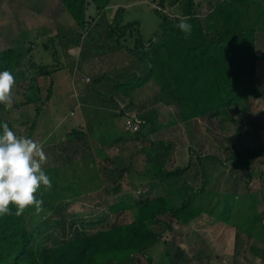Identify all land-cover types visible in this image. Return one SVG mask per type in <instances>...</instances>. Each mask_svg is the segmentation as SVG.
Instances as JSON below:
<instances>
[{
	"label": "rangeland",
	"instance_id": "rangeland-1",
	"mask_svg": "<svg viewBox=\"0 0 264 264\" xmlns=\"http://www.w3.org/2000/svg\"><path fill=\"white\" fill-rule=\"evenodd\" d=\"M193 1L202 4L207 0ZM186 3L187 0H171L167 3L163 14L169 19L183 17ZM93 5L91 4L89 8L91 20L82 32L65 10L62 0H0V50L17 44H20L21 46L18 47L24 51L32 48V53L25 60L23 69L18 72L17 79L34 78L33 80L44 87V79L39 76V70L29 71V69L32 63H41L47 67L52 65L50 70L53 78V96L51 95L50 102L44 105V111L42 110L38 120L39 124L36 123L33 131L30 132V128L35 120L34 108L38 104L29 105L28 108L22 106L23 108L10 109L18 114L12 118L15 120L13 124L18 136L36 141L45 150L47 156V161L43 165L45 174L51 180L56 171L54 166H57L60 172L58 174L60 182L57 183L59 186L56 187L54 183H51L52 187L45 190L41 185L35 194L36 197L42 199L43 203L77 200L75 207L69 210L70 214L76 213V217L79 214L81 217L88 218L94 214L100 216L104 210H107L105 207H96L97 198L103 192L100 193L95 188L97 190L94 193L91 191L93 187L100 185L101 190L110 188L107 190L113 192L121 186L122 191L116 196L112 194L109 201L110 204L126 202L128 209L119 214H112V219L98 226L97 229L108 227L110 223L132 222L141 203L159 195L167 194L176 205H179L184 199L182 185L192 184L197 189V187L200 188V181L193 184L189 175L182 181H170L166 186H156L160 184V181L154 177L155 168L160 161L155 160V154H166V152L170 154L172 157L164 165L166 170H172L178 164L180 146L184 142L186 147L191 149L189 154L193 156L195 164H198L197 160L200 156L203 159V165L207 163V167L211 169L207 178L208 193L197 198V205L206 208L207 211L183 227L178 226L176 222H171V231L166 232L163 225L153 226V229L164 236L162 241L147 252V256L152 258V264H170L166 252H170L173 257L179 249L186 255L182 261H177V264H264V234L259 230L261 226L264 227V153L257 160L261 162L253 168L251 175L245 170L232 172L229 167V158L233 151L239 152L247 146L264 149V97L253 99L251 103L246 104L247 108L242 107L236 113L229 109L233 120L214 117L211 120L198 119L182 123L177 121L172 109L160 106L156 108L159 113L158 121L144 129L142 133L147 140H141L142 134L137 136L138 133L128 129L131 119L128 114H137V109L134 107L133 111H128L125 115H121V112L130 100L137 105L142 101L148 102L158 94L159 80L154 78L144 87H137L133 83L137 81L132 76L134 73L139 76L143 74L136 63L127 60H137L135 55L127 54L126 60L123 59L124 64L116 69L117 73H113L109 68L111 66L102 60L101 63L99 62V57L104 56L103 53H105V60L112 64L111 61L119 59L122 54H113L117 51L115 47L110 49L101 46L102 54L96 56L95 48L100 47L101 44L93 42V38L98 37L94 31L97 28L101 32L104 43L105 33L101 26H110L117 10L124 8L125 24L138 22L144 41L153 40L158 35L161 24V19L155 10L156 4L152 0H112L101 17H98L96 6ZM207 12L208 9L205 7L202 14L205 15ZM56 16H59L60 22L53 23L52 20ZM98 22H100L99 25ZM257 29V34L261 33L258 36H264V22L257 23ZM64 31L75 33L67 35L68 37H60ZM80 34L83 36L81 41ZM136 36L137 33H134L133 37L128 36L123 39V45L134 49ZM65 39L70 40L71 45ZM56 42L64 44L65 47L60 44L57 46ZM43 44L48 46L47 50L44 49ZM89 47L92 48L90 49L92 54L88 51ZM261 49L264 50V47ZM75 60H77L76 63ZM258 65V88L263 93L264 63L259 62ZM123 72L127 77L118 76V73ZM104 76L107 77L104 78ZM101 79L103 81L98 84L94 82ZM112 80L123 83L128 80L131 96L127 98L123 94L114 93L116 83ZM45 84L49 87L50 81ZM12 95L13 104L22 100V96ZM45 95L46 90L40 93L42 98ZM91 96L94 98L92 99ZM101 97H108L106 98L108 102L101 101ZM84 98H87L86 102ZM246 109L247 112H245ZM109 111L114 112V117L108 116ZM8 114L9 111L0 112V119H4ZM46 131L49 132L45 133ZM67 138L70 140L66 145L61 140H67ZM162 139L166 142L173 141L176 147L171 152L166 147H160L158 143ZM151 142L154 144L151 145ZM66 146L69 148L66 149ZM212 156L223 165L220 162L208 160ZM210 162L216 167L212 168L213 165H210ZM127 165L132 167L124 172ZM103 168L107 173L102 172ZM106 174H108L107 177H105ZM117 174H120V180ZM103 179L108 181L105 182ZM81 183L84 184L82 189L79 187ZM70 185H75L77 192L89 191L92 195L80 197L75 195L74 191L63 190ZM233 194L237 196L234 197ZM91 198L96 201H92ZM85 200L89 201L85 202ZM224 204L232 205L234 212L228 221L221 218L218 221ZM256 214L260 215L261 223L256 227L255 234L261 236L260 239H263L261 242L250 239L243 230L251 223H259V219H255ZM162 219L168 220L167 216H162ZM237 236L239 241L237 240L236 243ZM254 243L256 244L253 249L251 247ZM204 248L202 258L195 259L193 255ZM237 249L240 250L239 255H236ZM106 264L118 263L106 262ZM126 264H148V262L144 256L137 254L131 262Z\"/></svg>",
	"mask_w": 264,
	"mask_h": 264
},
{
	"label": "trees",
	"instance_id": "trees-1",
	"mask_svg": "<svg viewBox=\"0 0 264 264\" xmlns=\"http://www.w3.org/2000/svg\"><path fill=\"white\" fill-rule=\"evenodd\" d=\"M62 1L65 10L74 19L79 30L82 29V32L90 21L87 16L89 2L96 6L98 17L103 15L112 2V0ZM152 1L156 4L155 10L161 19L159 33L153 40L144 41L138 22L124 23V8L117 10L110 26H101L105 33L104 43L101 39V32L97 28L94 31L98 37L93 38V42L101 44L100 47L106 46L110 49L115 47L118 52L115 51L113 54H122L121 57L124 59L127 54L137 57V60L134 61L127 59L131 63H136L137 67L143 71L141 76L136 73L132 75L137 79L133 82L137 87H144L154 78L159 80L160 91L158 94L148 102L142 101L137 105L130 100L121 112V115H125L128 111H133L134 107L137 109L136 115L145 121L141 130L136 132L137 136L142 134L141 140H147L142 133L144 129L149 124L154 125L158 121L159 113L156 108L160 106L172 109L177 121L182 123L198 119L211 120L214 117L233 120L229 109L236 113L242 107L247 108L246 104L251 103L253 99L264 97V92L261 93L258 88L257 61L260 57L255 52L256 33L251 26L244 28L240 18L233 15L232 12H228L225 5L215 6L213 11H210L211 5L209 4L210 8L208 7L207 14L203 15L200 5L197 6L193 0H187L183 17L169 19L167 15L163 14V11L171 0ZM185 17L187 18L186 22L192 26L191 33L187 36L176 26L180 19ZM134 33H137L135 48L123 45L122 40L128 36L133 37ZM79 37L81 41L83 36L80 34ZM16 46L0 50V72L5 70L11 72L15 80L12 94L22 96V100L13 104L12 108L39 105L36 108L37 118L30 128V132H32L44 105L47 103L45 101H48L53 94L52 82L48 85L49 87L45 84V82L53 81L52 71L45 65L31 64L29 71L39 70V76L44 79V87L33 80L34 78L17 79L18 72L23 69L25 60L32 53V48L24 51L18 47L21 46L20 44ZM45 46L48 47L46 44ZM100 47L95 48L97 54H100L103 49ZM103 54L105 55V53ZM118 76L125 78L126 74L123 72ZM106 77L104 76V78ZM103 79L94 82L98 84ZM113 82L116 83H113L116 86L114 93L123 94L127 98L129 95L131 96L128 80L124 83ZM45 86L48 89H45ZM44 90H46V99L42 100L40 93ZM9 110L4 104H0V112ZM247 111L246 109L245 112ZM4 122H7L17 134L14 125L4 119H0V133H2ZM64 143L69 144V142ZM150 144L152 145L154 142ZM158 145L168 148L169 152L176 147L173 141L166 142L163 139ZM180 148L178 164L172 170H166L164 165L172 157L170 154L167 152L166 154H155V160L160 162L155 168L154 176L160 181V184L156 186H166L170 181H182L189 175L193 184L200 181V188L197 187V189L192 184L184 183L182 185L184 199L179 205L174 203L171 196L159 195L141 203L132 222L110 223L107 225L108 227L97 229L98 226L111 220L112 214H119L128 209L126 202L110 204L109 201L112 194L117 195L121 192V186H118L113 192L107 190L110 188L101 190L100 185H94L96 187L92 188L91 191L94 193L97 189L100 193L103 192L96 202V207L107 209L100 215L101 217L96 216L97 214L88 218L81 217L79 214L76 217V213L70 214L69 210L71 207L74 208L77 203V200L74 199L59 203H43V211L39 214L36 213L34 206H29L20 216L15 215L16 206L10 204L9 208L12 214L0 215V264H106V262L126 264L131 262L137 254L144 256L148 264H152V258L147 256V251L162 241L164 236L153 229V226L163 225L166 232L171 231V222H176L178 226L183 227L207 211L206 208L197 205V198L208 193L207 178H209L211 169L207 167V163L203 165V159L200 156H198L200 159L197 158L198 164H195L193 156L189 154L191 149L187 148L184 142ZM263 153V148L248 146L239 152L233 151L229 158V167L232 172L245 170L251 175L253 168L261 162H257V160ZM208 160L220 162L213 156ZM211 164L212 168L216 167L212 162H210ZM221 164L223 165V163ZM131 167L127 165L124 172L129 171ZM53 168H56V171L51 183L57 187L59 186L57 183L60 182V175H58L60 172L57 166ZM102 172L107 173L104 168ZM107 176L108 174L105 177ZM117 177L120 180V174H117ZM83 185L81 183L79 187L82 189ZM85 186L87 187L86 184ZM87 189L89 188L87 187ZM63 190L74 191L75 195L80 197L92 195L89 191V193L83 192V190L77 192L75 185H70ZM233 195L237 196V194ZM89 200H85V202ZM91 200L96 201L93 198ZM220 211L217 220L220 221L221 218L228 221L234 208L232 205L224 204ZM162 216H167L168 220L164 221ZM256 218L259 219V223H251L243 230L250 239L261 242L263 240L260 239L261 236L255 234L256 227L261 223L260 215L256 214ZM259 230L264 234V227L261 226ZM256 231L259 233L258 230ZM238 239L239 236L236 238V243ZM255 244L251 248L254 249ZM203 252H205V248L193 255L194 258L201 259ZM239 254L240 250L237 249L236 255ZM184 255L186 254L180 249L173 257L170 252H166L170 264L182 261Z\"/></svg>",
	"mask_w": 264,
	"mask_h": 264
},
{
	"label": "clouds",
	"instance_id": "clouds-1",
	"mask_svg": "<svg viewBox=\"0 0 264 264\" xmlns=\"http://www.w3.org/2000/svg\"><path fill=\"white\" fill-rule=\"evenodd\" d=\"M181 18L176 25L183 33H191L192 26ZM15 80L11 72H0V104L11 109L14 103L12 88ZM47 156L41 144L17 136L7 122L0 133V215H11L10 204L16 206L15 215H22L29 206L39 214L43 211V200L36 198L41 185L45 190L52 187L43 165Z\"/></svg>",
	"mask_w": 264,
	"mask_h": 264
},
{
	"label": "crops",
	"instance_id": "crops-1",
	"mask_svg": "<svg viewBox=\"0 0 264 264\" xmlns=\"http://www.w3.org/2000/svg\"><path fill=\"white\" fill-rule=\"evenodd\" d=\"M90 3V2H89ZM91 4H93V3H90L88 6H87V16H88V21L89 20H91V15H89V8L91 7L90 5ZM197 4V6L198 5H200L201 6V8H202V6L205 8H207L208 9V7H209V4L211 5V8H210V11H213V9H214V7L215 6H219V7H221V5H225L226 6V8H227V10H228V12L230 11V12H232L233 13V15H236L237 17H239L240 18V21H241V23H242V25H243V27L245 28V27H248V26H251V28H253L254 30H255V52H256V55H258L260 58H259V60L257 61V73H258V70H259V68H258V64H259V62H263L264 63V50H262L261 48H263L264 47V45H262V44H264V36L262 35V36H258V34H261V33H258L257 34V23H259V22H264V0H242V1H240V0H207L205 3L203 2L202 4H200V3H196ZM94 6V5H93ZM95 7V6H94ZM204 8H202V10L204 9ZM97 10V9H96ZM107 10V9H106ZM105 10V11H106ZM104 11V12H105ZM69 14V13H68ZM59 16H56L52 21H53V23H58V22H60V20H59V18H58ZM71 17V16H70ZM71 19L74 21V19L71 17ZM75 22V21H74ZM124 23H125V20H124ZM72 33H75V32H70V31H64V34L62 35V36H60V37H66L67 35H70V34H72ZM53 37V36H52ZM68 37V36H67ZM55 39H58V38H55ZM65 41L69 44V45H71V42H70V40L69 41H67V39H65ZM58 44H60V45H63L64 46V44H62V43H60V42H56V45L57 46H59ZM43 47H44V49L45 50H47L48 49V47H46L44 44H43ZM65 47V46H64ZM261 47V48H260ZM9 48V47H8ZM67 48V47H66ZM90 49L92 50V48H90L89 47V52H90V54H92L91 53V51H90ZM76 50V49H75ZM47 52V51H46ZM56 53V52H55ZM54 53V54H55ZM100 54H102L101 52H100ZM100 54L98 53L96 56H100ZM33 55V54H32ZM106 55V54H105ZM104 55V56H105ZM104 56H100L99 57V62L101 63L102 61H104V63H106L107 65H109V66H111V67H109L111 70H112V72L113 73H117L116 72V69L117 68H119L122 64H124V62L125 61H123V59H124V57H122L121 58V56L119 57V59H115V60H113V61H111L112 62V64H110L109 63V61H106L105 60V58H106V56L104 57ZM104 57V58H103ZM56 58H57V56H56ZM92 59H93V57H92ZM33 61H34V59H32ZM56 60V59H55ZM95 60V59H94ZM102 60V61H101ZM71 61H72V58H71ZM76 61L77 60H75V63H76ZM57 62H58V58H57ZM93 62H95V61H93ZM60 63V62H59ZM41 64V63H40ZM44 64V63H43ZM61 64V63H60ZM49 67H50V69H51V67H52V65H49ZM54 67V66H53ZM125 71H127V68H125ZM119 74V73H118ZM50 82H52V81H50ZM90 95V94H89ZM53 96V95H52ZM41 97V99L42 100H45L46 99V95L42 98V96H40ZM103 97V96H102ZM101 97V98H102ZM52 98V97H51ZM91 98L93 99L94 97H92L91 96ZM106 98H108V97H106ZM106 98H102V100L101 101H104V102H108V99H106ZM111 99H113V98H111ZM50 100L51 99H49L48 101H45V102H47V103H49L50 102ZM87 101V98H84V102H86ZM39 106V105H38ZM37 106V107H38ZM46 106V105H45ZM45 106L43 107V111H44V108H45ZM24 107V106H23ZM23 107H20V108H23ZM26 108H28V106H25ZM37 107H35L34 109H35V119L37 118L36 117V115H37V112H36V108ZM90 107V106H89ZM16 110V109H15ZM43 111H41V112H43ZM19 113V112H18ZM73 113V112H72ZM109 113L110 114H108V116L110 115V117H114V112H111V111H109ZM40 115H41V113H40ZM40 115H39V117H40ZM14 116H18V114L14 111H10L9 110V114L7 115V117H5L4 118V120H8V121H10L11 122V124H13V121L15 122V120H12V118L14 117ZM38 117V118H39ZM3 119V118H2ZM39 120V119H38ZM38 123V122H37ZM43 123V122H42ZM39 124V123H38ZM41 124V123H40ZM14 125V124H13ZM15 127V126H14ZM16 128V127H15ZM49 131H46L45 133H48ZM51 132V131H50ZM69 132V131H68ZM70 132H71V130H70ZM44 135V134H43ZM70 139H68L67 138V140H61L62 142H67V141H69ZM66 148H69V147H66ZM126 151H129V150H126ZM69 165V164H68ZM122 191V190H121ZM116 196V195H115ZM148 252V251H147Z\"/></svg>",
	"mask_w": 264,
	"mask_h": 264
},
{
	"label": "built area",
	"instance_id": "built-area-1",
	"mask_svg": "<svg viewBox=\"0 0 264 264\" xmlns=\"http://www.w3.org/2000/svg\"><path fill=\"white\" fill-rule=\"evenodd\" d=\"M131 118L129 120V130L133 131V133L139 132L141 130V126L145 124V121L139 118L136 114H128Z\"/></svg>",
	"mask_w": 264,
	"mask_h": 264
}]
</instances>
